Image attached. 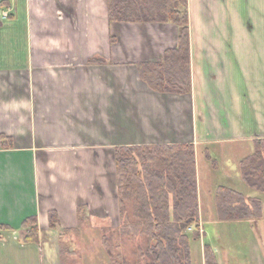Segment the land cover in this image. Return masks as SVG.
<instances>
[{"label": "crops", "instance_id": "obj_1", "mask_svg": "<svg viewBox=\"0 0 264 264\" xmlns=\"http://www.w3.org/2000/svg\"><path fill=\"white\" fill-rule=\"evenodd\" d=\"M188 10L192 90L179 94L151 88L138 68L178 46L177 24L111 21L109 0H0V264H113L128 242L116 148L174 144L195 147L203 235L192 264H206L205 244L235 264L207 240L206 219L232 240L264 217V203L259 219L221 220L216 206L220 186L263 195L239 164L264 138V0ZM29 217L39 234L25 242Z\"/></svg>", "mask_w": 264, "mask_h": 264}, {"label": "trees", "instance_id": "obj_2", "mask_svg": "<svg viewBox=\"0 0 264 264\" xmlns=\"http://www.w3.org/2000/svg\"><path fill=\"white\" fill-rule=\"evenodd\" d=\"M109 19L125 22H172L179 26L178 46L167 49L162 62H142V79L153 89L179 94L192 90L188 0H109ZM94 58L92 63L102 62ZM121 233L128 241L141 239L134 249L135 264H192L191 242L203 233L199 222L196 158L193 144L119 146L116 148ZM210 159L211 156H209ZM212 162L215 164L214 160ZM242 180L264 193V138L254 141V151L239 164ZM216 206L221 220L259 219L263 201L233 188L220 186ZM86 215L78 209L79 219ZM58 221L50 213L54 227ZM4 226L0 225V229ZM23 240L39 234L37 218L23 224ZM206 264H218L209 244L204 246ZM117 253L113 264H128Z\"/></svg>", "mask_w": 264, "mask_h": 264}, {"label": "rangeland", "instance_id": "obj_3", "mask_svg": "<svg viewBox=\"0 0 264 264\" xmlns=\"http://www.w3.org/2000/svg\"><path fill=\"white\" fill-rule=\"evenodd\" d=\"M242 154L246 153L245 150H241ZM240 153V152H239ZM201 194L205 197H210L208 195V192L203 191L202 188H205V185L208 184V182L211 180L209 177H205L204 175L201 178ZM215 181H222L221 178L216 176L214 178ZM262 199L264 203V193L259 197ZM209 209L206 208L205 210H208L209 212H213L215 214V207ZM209 223L206 224V231H207V240L211 241L210 243L215 246H223L224 248H229V257L232 258L233 262L235 264H264V217L261 218L257 225H255L254 222H247L243 223V226H247L244 229L240 228L238 230L239 237H231L232 240H223V232H220L217 229V226L215 224H212L215 219H206ZM231 234H237L236 231H229ZM244 236V237H243ZM239 238V239H237ZM206 239L202 243L207 242ZM142 242L141 239H136L134 241L130 240L126 244V257L128 258V264H135L137 261V256L134 254V249H137L138 245H140ZM200 241L193 242V249L195 251V256L198 254V250L200 248ZM238 251V252H236ZM79 259H81L79 257ZM82 264V263H81Z\"/></svg>", "mask_w": 264, "mask_h": 264}, {"label": "built area", "instance_id": "obj_4", "mask_svg": "<svg viewBox=\"0 0 264 264\" xmlns=\"http://www.w3.org/2000/svg\"><path fill=\"white\" fill-rule=\"evenodd\" d=\"M201 231H202V233H203V230H202V228H201Z\"/></svg>", "mask_w": 264, "mask_h": 264}]
</instances>
